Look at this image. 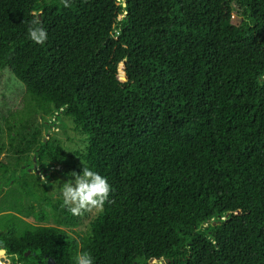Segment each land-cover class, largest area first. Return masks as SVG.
<instances>
[{"label": "trees", "instance_id": "trees-1", "mask_svg": "<svg viewBox=\"0 0 264 264\" xmlns=\"http://www.w3.org/2000/svg\"><path fill=\"white\" fill-rule=\"evenodd\" d=\"M37 17L43 45L26 35ZM0 68L24 87L4 121L0 195L14 184L18 212L42 220L48 203L63 227L7 215L3 261L74 264L87 251L94 264H264V0H0ZM61 113L85 136L83 165L112 189L75 236L65 227L77 216L23 159L72 167L28 129Z\"/></svg>", "mask_w": 264, "mask_h": 264}, {"label": "rangeland", "instance_id": "rangeland-1", "mask_svg": "<svg viewBox=\"0 0 264 264\" xmlns=\"http://www.w3.org/2000/svg\"><path fill=\"white\" fill-rule=\"evenodd\" d=\"M232 21L234 23H238L240 21V17L233 16ZM24 94V87L21 82H19L8 69L0 68V126L2 128L0 132V139L2 141H6V131L4 128V121L10 120L9 112L13 111L21 106V100ZM49 125V126H48ZM30 126L33 128H37L41 131L40 138L43 140H48L51 143H58L61 145L63 151L71 158L73 165L71 168L66 167L62 164H56L47 169V176L44 175L41 167L36 164V168L39 169L38 172V181L42 186L48 185L50 187V191L54 193H58V185L55 183L57 180L61 182V184L66 181L69 177L68 173L72 171L80 172L83 168L81 161L83 159L80 157L78 153H81L85 150L87 142L85 140V136L73 129V123L71 118L65 116L63 113L47 116L46 121H43L41 118H36L32 125L28 126L30 130ZM26 129V130H28ZM7 148V147H6ZM34 153H29L28 157H32ZM15 153L10 151L9 149H5L1 154V159L5 162H10L11 165L14 162ZM30 159V158H28ZM35 173L36 172H30ZM16 175V174H15ZM41 176H44L47 181L41 179ZM21 195L15 185H9L6 188V192L0 195V222L7 215H13L20 220V217H28L31 215H26L23 212L17 211L18 206V198ZM85 213V212H84ZM77 216V226L74 228L65 227L71 236H75L73 231L83 232L87 229L89 219L95 215L96 211L86 212L85 214ZM50 215V211L47 212ZM20 216V217H19ZM23 221V220H22ZM203 226H206L204 224ZM74 229V230H71ZM2 252V251H0ZM1 255V253H0ZM9 259V258H8ZM10 260V259H9ZM9 261H3L0 259V264H8Z\"/></svg>", "mask_w": 264, "mask_h": 264}, {"label": "clouds", "instance_id": "clouds-1", "mask_svg": "<svg viewBox=\"0 0 264 264\" xmlns=\"http://www.w3.org/2000/svg\"><path fill=\"white\" fill-rule=\"evenodd\" d=\"M60 4L70 7V0H60ZM26 35L31 42L38 45H43L48 39L47 31L38 17L28 24ZM81 163L83 165L82 161ZM66 175L69 178L62 184L59 180L55 182L65 209L74 216L93 210L102 212L112 191L107 178L84 165L79 173L72 171ZM41 179L47 181L44 176H41ZM9 259L18 261L19 257L13 253ZM73 259L74 264H94L93 257L87 251H78Z\"/></svg>", "mask_w": 264, "mask_h": 264}, {"label": "flooded vegetation", "instance_id": "flooded-vegetation-1", "mask_svg": "<svg viewBox=\"0 0 264 264\" xmlns=\"http://www.w3.org/2000/svg\"><path fill=\"white\" fill-rule=\"evenodd\" d=\"M32 153V152H31ZM28 158H30V162H31V166L30 167H27L26 169H27V174L29 175V178L31 179V180H38V172H39V169H37L36 167H33V164L35 163V164H37L39 167H41V170L43 171V173H44V175L45 176H47L48 177V175H47V169H49V167H52V166H45V167H42L41 165H40V163H39V161H37V157L35 156V155H33L32 157H26V156H24L23 157V159L25 160V159H28ZM28 162H26V163H23V164H21L20 166L21 167H24L26 164H27ZM13 165V164H12ZM11 165V166H12ZM14 166V165H13ZM30 172H36V174L35 173H30ZM15 174H16V176H19V174H20V172H19V170H16L15 171ZM9 175H11V173H8V175L7 176H9ZM44 187H46V194L47 195H49L50 196V198L51 199H53L54 197H57L58 196V193H54V192H52V191H50V187L48 186V185H44ZM20 197H21V195H19ZM19 197V198H20ZM18 198V201L19 200H21V199H19ZM31 201H33V199L31 200ZM34 204L36 205L37 204V202H34ZM45 206H44V208H45V211H46V213L48 212V211H50L51 212V206L48 204V203H46V204H44ZM60 212V211H59ZM58 212V213H59ZM20 217V216H19ZM22 220H21V222L22 223H25V225H27L28 226V228L29 229H31V228H35V227H39V226H58V227H60V228H63L62 226H59L58 225V221L59 220H62V217H60V216H57V217H55L54 215H47L44 219H42V220H39V219H36L35 217H30V216H28V217H20ZM24 226L23 225H19V229H22ZM4 247H5V236L1 233V231H0V251H3L4 250ZM16 254V253H15ZM7 255L8 254H5L4 256H2V255H0V259L2 260L3 258H6L7 257ZM10 256H8V257H11L12 255L11 254H9ZM17 255V254H16ZM32 255L33 256H35V252H32ZM48 257H50V256H47L46 255V253H44L43 255H42V258H35V260H34V262L32 263V261H30L28 264H43V262H42V260H43V258H44V262H45V264H47V259H48ZM56 262V261H55ZM8 264H23V261H20V260H15V259H11V260H9V262H8ZM57 264V263H56ZM132 264H137L136 262H133Z\"/></svg>", "mask_w": 264, "mask_h": 264}, {"label": "water", "instance_id": "water-1", "mask_svg": "<svg viewBox=\"0 0 264 264\" xmlns=\"http://www.w3.org/2000/svg\"><path fill=\"white\" fill-rule=\"evenodd\" d=\"M35 163L33 164V167H35ZM228 215V213H226L225 214V216L224 217H219V219H225L226 218V216ZM215 223H220V220L219 221H212V224H215ZM29 253V250H27L26 252H25V255H27ZM47 264H56V262H55V259L54 258H52V257H48V259H47Z\"/></svg>", "mask_w": 264, "mask_h": 264}]
</instances>
